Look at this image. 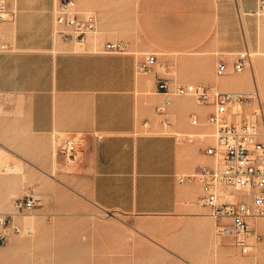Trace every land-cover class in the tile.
I'll list each match as a JSON object with an SVG mask.
<instances>
[{"label": "crops", "instance_id": "0c3cea01", "mask_svg": "<svg viewBox=\"0 0 264 264\" xmlns=\"http://www.w3.org/2000/svg\"><path fill=\"white\" fill-rule=\"evenodd\" d=\"M52 1L19 0L17 24L0 23L5 36L7 31L17 30L19 46L0 35V46H13V50H0V88L19 90L29 99L35 133L63 131L76 140L75 159L62 154L64 162L81 179L80 187L88 183L90 196L100 207L131 217L193 215L205 224L210 242L228 237L218 234L216 228L227 219L214 218L210 208L200 202V185L178 181L179 175L211 162L203 145L179 142L174 134L164 131L141 137L134 134L139 115L157 118L153 110L163 100V94L155 91L157 66L151 73H137L144 54L156 53L158 62L170 68L193 63L195 73L188 76L195 82L221 90L248 88L218 84L212 62L209 73L197 72L205 56L224 47L226 40L222 39L229 35L217 0H79L81 8L98 15L104 32L99 48L107 41L119 40L130 50L112 54L93 51L92 41L83 52L64 51L74 44L54 37L53 13L52 35L42 36L40 42L21 40V33L35 28L36 20L29 15L32 7L43 6L48 11ZM176 98L171 113L178 110L182 115L195 112L201 118L206 116L208 107L184 105V100ZM203 109L207 111L200 113ZM188 123L170 127L181 132L204 129ZM258 231L264 233V228ZM255 252L262 253L260 249Z\"/></svg>", "mask_w": 264, "mask_h": 264}, {"label": "rangeland", "instance_id": "374dc122", "mask_svg": "<svg viewBox=\"0 0 264 264\" xmlns=\"http://www.w3.org/2000/svg\"><path fill=\"white\" fill-rule=\"evenodd\" d=\"M0 2L10 11L5 22L17 24L19 0ZM217 2L223 15L224 31L229 35L222 39L226 40L224 47L214 49L213 54L205 56L197 72L203 75L209 73L207 68L212 62L216 78L219 62L233 65L239 52H249L251 64L244 71H228L222 76L230 83L233 74H245L243 85L248 88L235 90L256 88L259 91L263 110L261 128L264 129V54H259L264 52V15L255 13L257 0ZM57 3L58 0L55 3L53 0V7L48 11L43 6L32 7L29 15L36 20L35 28L21 33L24 35H20V39L25 43L34 38L40 42L42 36L47 38L52 35V13L54 16ZM16 31L15 28L7 31L8 36L0 31V35L4 34L5 40L16 45ZM102 32L100 30L99 35L95 34L91 40L93 51L99 48ZM217 34H220L219 30ZM85 49L72 45L63 50L83 52ZM256 64L260 65L258 69ZM166 70L177 82H195L188 76L195 73L193 63L181 68L174 64L173 68ZM218 84H221L219 80ZM155 91H158L157 88ZM177 99L184 100V105L201 106L190 96ZM153 111L157 116L155 119L148 114L139 115L134 132L137 137L158 135L164 131L162 116L157 113L156 106ZM206 111L203 109L200 113ZM190 113L182 115L178 110L169 111L175 127L188 123ZM31 118L30 102L23 93L0 88V177L17 178L15 183L0 182V216L13 217L16 223L33 228L31 234H9L0 244V264H262L263 252L245 255L229 236L210 242L205 234V224L193 215L131 217L100 207L90 196L88 183H83L85 188L80 187L81 179L75 177L64 162L60 152V137L64 132L35 133ZM8 167L16 170L2 174ZM242 196L241 192L235 194L238 199ZM28 197H38V204L33 210L19 211L17 201ZM253 224L257 229L264 228L261 220H254ZM246 258H251L252 262L249 263Z\"/></svg>", "mask_w": 264, "mask_h": 264}, {"label": "built area", "instance_id": "2783aa9c", "mask_svg": "<svg viewBox=\"0 0 264 264\" xmlns=\"http://www.w3.org/2000/svg\"><path fill=\"white\" fill-rule=\"evenodd\" d=\"M218 1V0H217ZM255 13L264 15V0H257ZM3 2H0V22L9 19ZM100 33L99 18L95 11L79 6L77 0H58L54 11L53 35L62 42L88 47L95 34ZM8 44H1L0 50H8ZM96 52L125 53L127 45L122 41H107ZM251 64L249 52H239L232 68L225 61L216 67L217 76L228 71H244ZM158 67L156 88L163 94V100L156 105L162 116L165 133H172L179 142H198L203 145L211 162L200 165L196 170L181 174V183L197 182L201 188L200 202L210 208L211 215L219 220L217 233L231 236L234 244L243 254H252L260 249L264 253V233L254 227V220L264 219V129L261 128L263 114L259 91L221 90L204 82H177L167 72L168 65L158 62L156 53L144 54L136 66L137 73L146 74ZM190 96L201 106L208 107L204 118L197 113L189 116L194 127L201 131H173L169 108L175 97ZM60 152L68 159H75L76 140L69 133L60 137ZM226 190L228 195L223 193ZM243 193L241 198L235 197ZM38 197L18 200L17 209L33 210ZM0 244L11 232L31 234L32 226L20 225L14 218L0 216Z\"/></svg>", "mask_w": 264, "mask_h": 264}, {"label": "bare ground", "instance_id": "6f19581e", "mask_svg": "<svg viewBox=\"0 0 264 264\" xmlns=\"http://www.w3.org/2000/svg\"><path fill=\"white\" fill-rule=\"evenodd\" d=\"M103 34H104V32H103ZM97 35H99V33L97 34ZM102 36V35H101ZM93 39V38H92ZM91 39V40H92ZM96 41V40H95ZM68 44V43H67ZM76 46V48H84V46H80V45H75ZM75 48V47H74ZM258 53V52H257ZM228 54V53H227ZM259 54H264V52H261V53H259ZM261 64V63H260ZM256 67H257V69H258V67H260V65L258 66L257 64H256ZM227 76V75H226ZM244 76H245V74H244ZM244 76H243V74H239V75H234L233 74V78H232V80L230 81V83H229V81H228V79L227 78H224L223 76H220V77H217L216 76V81L218 82V80L221 82V84H223V85H234V86H238V87H240V86H244L243 84H245V78H244ZM232 77V76H231ZM217 85V84H216ZM237 87V88H238ZM246 88V87H245ZM232 89V88H231ZM239 89V88H238ZM242 89H243V87H242ZM229 90V89H228ZM234 90V89H233ZM56 154H57V152H56V150H55V153H54V157H56ZM57 159V158H56ZM55 162V161H54ZM16 170V168H14V167H11V168H7V170H4L3 172H1L2 174H5V173H8V172H10V171H15ZM18 170H20V169H18ZM11 173H13V172H11ZM19 173H22V172H19ZM23 175H24V173H23ZM17 178L15 177V176H1L0 177V182L2 183V184H9V183H15V182H17V180H16ZM223 193H225L226 195H228V193H227V191L226 190H224L223 191ZM36 216V215H35ZM35 220H37L36 219V217H35ZM34 220V221H35ZM36 222H38V221H36ZM26 244V243H25Z\"/></svg>", "mask_w": 264, "mask_h": 264}]
</instances>
